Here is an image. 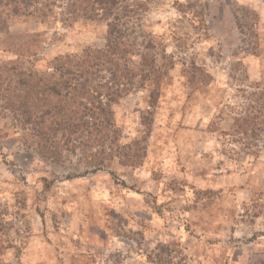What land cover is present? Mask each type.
I'll use <instances>...</instances> for the list:
<instances>
[{"label":"rangeland","instance_id":"374dc122","mask_svg":"<svg viewBox=\"0 0 264 264\" xmlns=\"http://www.w3.org/2000/svg\"><path fill=\"white\" fill-rule=\"evenodd\" d=\"M120 7L128 37L150 46L135 50L167 72L154 107L137 85L113 109L121 144L143 143L145 157L138 168L114 159L94 173L71 156L48 164L23 145L0 102V243L10 247L0 260L264 264V132L237 128L264 104V0ZM105 39L101 22L12 21L0 28V70L19 48L42 71L58 56L103 49Z\"/></svg>","mask_w":264,"mask_h":264},{"label":"trees","instance_id":"16d2710c","mask_svg":"<svg viewBox=\"0 0 264 264\" xmlns=\"http://www.w3.org/2000/svg\"><path fill=\"white\" fill-rule=\"evenodd\" d=\"M122 2L0 0V28L4 31L12 21L53 22L71 27L79 19L105 26L103 49L58 56L38 71L37 64L28 60L36 55L22 53L19 48L16 60L0 70L2 109L13 116L23 133V145L32 148L41 161L60 166L68 156L75 157L86 173L107 171L114 159L130 168L141 165L145 147L139 141L121 144L113 109L137 85L148 89L149 105L154 107L167 72L156 65V56L144 54L149 45L144 47L128 37L121 24V18L126 17L120 7ZM59 3L63 10L56 14ZM23 39L21 44L36 46L34 39L22 43ZM137 47L143 51L135 50ZM263 127L264 104L257 115H244L237 122L238 131L244 136L248 132H264ZM1 242L0 256L5 245L10 248L8 241ZM0 264L5 263L0 260Z\"/></svg>","mask_w":264,"mask_h":264}]
</instances>
